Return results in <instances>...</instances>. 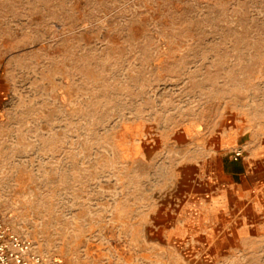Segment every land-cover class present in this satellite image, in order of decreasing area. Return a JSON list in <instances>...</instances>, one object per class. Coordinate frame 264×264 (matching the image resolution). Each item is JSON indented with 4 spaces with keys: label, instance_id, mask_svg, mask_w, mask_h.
Listing matches in <instances>:
<instances>
[{
    "label": "rangeland",
    "instance_id": "obj_1",
    "mask_svg": "<svg viewBox=\"0 0 264 264\" xmlns=\"http://www.w3.org/2000/svg\"><path fill=\"white\" fill-rule=\"evenodd\" d=\"M238 149L264 159V0H0V213L45 260L264 264V215L178 231L183 168Z\"/></svg>",
    "mask_w": 264,
    "mask_h": 264
},
{
    "label": "crops",
    "instance_id": "obj_2",
    "mask_svg": "<svg viewBox=\"0 0 264 264\" xmlns=\"http://www.w3.org/2000/svg\"><path fill=\"white\" fill-rule=\"evenodd\" d=\"M263 177L264 159L253 157L235 162L216 153L202 165L186 166L179 177V187L171 195L173 205L180 206L181 220L187 223L178 231L185 237L208 241V233L198 222L223 221L230 217L231 221L244 223L249 216L261 217L264 195L259 189L263 187ZM243 228L246 227L235 230L240 232ZM224 233L221 237L228 235Z\"/></svg>",
    "mask_w": 264,
    "mask_h": 264
},
{
    "label": "built area",
    "instance_id": "obj_3",
    "mask_svg": "<svg viewBox=\"0 0 264 264\" xmlns=\"http://www.w3.org/2000/svg\"><path fill=\"white\" fill-rule=\"evenodd\" d=\"M244 151L238 149L233 154V161L243 157ZM0 264H67L48 261L40 256L34 245L27 238L12 231L0 213Z\"/></svg>",
    "mask_w": 264,
    "mask_h": 264
}]
</instances>
